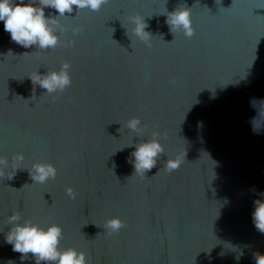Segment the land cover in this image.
<instances>
[{"label":"water","instance_id":"1","mask_svg":"<svg viewBox=\"0 0 264 264\" xmlns=\"http://www.w3.org/2000/svg\"><path fill=\"white\" fill-rule=\"evenodd\" d=\"M180 5L191 9V37L167 23ZM137 15L148 43L133 32ZM58 22L60 43L41 50L14 42L0 20V264H36L7 242L17 211L18 223L62 225L59 247L84 251L87 264H255L264 253L253 218L264 201V0H108ZM65 61L63 93L33 83ZM132 117L140 133L126 127ZM153 131L165 153L142 175L132 153ZM177 156L183 163L167 172ZM37 162L54 164L56 178L35 183ZM115 216L125 226L108 234Z\"/></svg>","mask_w":264,"mask_h":264},{"label":"clouds","instance_id":"2","mask_svg":"<svg viewBox=\"0 0 264 264\" xmlns=\"http://www.w3.org/2000/svg\"><path fill=\"white\" fill-rule=\"evenodd\" d=\"M107 2L108 0H39L37 4L36 0H29L28 3H24V0H20V3H15V0H0V20L4 21V30L11 34V39L17 44L24 47L36 45L41 50L54 49L60 43L58 27H55L59 24V17L72 13L74 7L77 9V14L84 9L99 11ZM45 7L57 10L59 16H46ZM132 20L136 25L133 29L134 34L148 43L153 36L146 30L148 25L144 17L137 15L132 17ZM167 23L174 34L182 31L187 37L194 35L191 9L186 5H180L175 11L168 13ZM59 30L64 31V29ZM78 31L79 29H74L75 33ZM70 69V62L65 61L58 71H49L43 75L37 72L30 76L34 84L47 90L46 93H63L72 84ZM126 127L140 133L142 131L140 117L129 119ZM160 136L159 131H153L151 139L136 146V150L132 153L135 157L136 173L145 175L156 166L159 156L165 153ZM164 137L166 138V133ZM13 159L22 162L24 154L18 152ZM184 159L185 157L181 156L169 158L164 169L171 173L180 167ZM7 165L8 158L0 156V177H5ZM31 175L35 183H46L49 179L56 178L57 168L50 162H37L32 166ZM8 178L11 179L12 176ZM66 193L70 198H76V192L72 187L66 188ZM255 205L254 223L256 228L264 233V201L257 200ZM8 220L14 227L7 235V242L13 244V251L22 253L23 257L26 258L28 254H32L36 264H41L42 261H47L48 264H87V255L84 251L74 247L65 249L59 247L63 236L62 225L53 223L44 228L30 220L18 223L21 220V214L18 211L14 212ZM103 226L108 234H112L120 231L125 226V222L119 216H115L109 218ZM255 264H264V253L255 255Z\"/></svg>","mask_w":264,"mask_h":264}]
</instances>
